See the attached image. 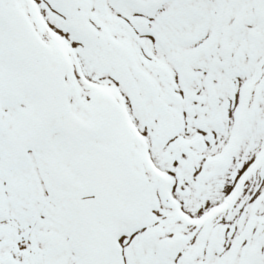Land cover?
Wrapping results in <instances>:
<instances>
[{
	"label": "snow or ice",
	"instance_id": "1",
	"mask_svg": "<svg viewBox=\"0 0 264 264\" xmlns=\"http://www.w3.org/2000/svg\"><path fill=\"white\" fill-rule=\"evenodd\" d=\"M0 264H264V0H0Z\"/></svg>",
	"mask_w": 264,
	"mask_h": 264
}]
</instances>
